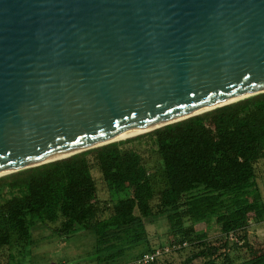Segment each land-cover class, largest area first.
<instances>
[{
    "label": "water",
    "instance_id": "water-1",
    "mask_svg": "<svg viewBox=\"0 0 264 264\" xmlns=\"http://www.w3.org/2000/svg\"><path fill=\"white\" fill-rule=\"evenodd\" d=\"M261 92L264 0H0V176Z\"/></svg>",
    "mask_w": 264,
    "mask_h": 264
},
{
    "label": "trees",
    "instance_id": "trees-1",
    "mask_svg": "<svg viewBox=\"0 0 264 264\" xmlns=\"http://www.w3.org/2000/svg\"><path fill=\"white\" fill-rule=\"evenodd\" d=\"M161 127L148 133L160 159L158 172L150 170L135 147H124L142 134L84 150L85 160L75 153L0 176V249L11 248L15 237L28 247L32 264L37 254L32 249L58 241L70 248L57 249L60 259L76 248L75 255L89 263L115 264L154 249L147 224L156 214L167 221L169 243L186 242L196 249L178 264H218L222 254L228 260L230 234L249 246V220L264 215L255 168L264 160V92ZM93 168L108 198L99 197ZM132 178L140 188L131 196L134 203L120 186ZM156 198L158 212L152 205ZM199 222L207 228L217 225L221 243L196 240ZM8 257L6 264H11L14 256ZM240 264H264V251Z\"/></svg>",
    "mask_w": 264,
    "mask_h": 264
},
{
    "label": "rangeland",
    "instance_id": "rangeland-1",
    "mask_svg": "<svg viewBox=\"0 0 264 264\" xmlns=\"http://www.w3.org/2000/svg\"><path fill=\"white\" fill-rule=\"evenodd\" d=\"M206 124L207 126H211V122L208 116H206ZM167 127V126H165ZM165 127H161L158 129H162ZM156 130V129H155ZM153 129L146 130L140 132L135 135L127 136L125 138H120L115 141L119 140H126L129 138H134L138 135L144 134L143 137L140 139H133L130 142H126L124 147H135L139 154L143 156L145 159V163L147 166L152 170V172H158V166L160 165V159L156 152V146L153 142L152 135H149V132L155 131ZM84 151V150H83ZM82 151H79V157L81 160H85L86 156L81 154ZM256 172H257V181L259 183L262 195L264 197V160H260L255 164ZM92 176L96 180L97 187H98V194L101 198H108V192L105 184L101 179V174L98 172L96 168L92 169ZM120 186L128 190L130 198L132 195H136L140 192V188L136 184V179L132 178L129 180H125L121 182ZM120 197H128L125 195H120ZM129 198V199H130ZM134 203L133 199L131 198L129 201ZM158 198H156L153 202V211L158 212ZM200 216V215H199ZM255 217L250 218V223L248 226V233H247V242L249 246L244 247L240 243H237L234 240H229L228 247L226 248V254L228 255V260L226 259L225 255H220L217 259L218 264H240L245 259L249 257L252 253H261L264 251V215H254ZM167 221L162 214H156L155 220L152 223L147 224V230L150 237V241L152 242L154 248L163 247L166 244H169V238L167 233ZM1 230V226H0ZM195 231L197 234V239L207 240L209 243H218L223 240L224 236L221 234L219 227L217 225H212V227L207 228L204 222H199L195 225ZM13 245L11 248H3L0 249V264H6L7 261L10 259L8 255L12 254L14 256L13 261L11 264H31L30 255L28 254L29 249L25 247L22 242H18L13 238ZM241 241V240H240ZM61 249L62 252H67L70 250L69 244L65 243L62 246L60 242H53L50 244L44 243L39 247L32 249L33 253H37L34 256V262L32 264H93L85 261L84 259L77 257L75 254L78 252L76 248L71 249V252L66 257H58L61 256L59 250ZM141 247H137L134 250V254L140 251ZM57 251L56 254H53L52 260L46 259L49 252ZM31 251V250H30ZM196 249L193 246L186 245L180 251H173L168 254L163 255L160 260L161 263L164 264H178L181 260L185 259L186 257L190 256ZM222 251V250H221ZM57 255V256H56ZM37 256V257H36ZM80 258V259H79ZM133 260V259H132ZM129 258L118 260L117 263H127L131 264L132 261ZM199 262V260H196Z\"/></svg>",
    "mask_w": 264,
    "mask_h": 264
},
{
    "label": "built area",
    "instance_id": "built-area-1",
    "mask_svg": "<svg viewBox=\"0 0 264 264\" xmlns=\"http://www.w3.org/2000/svg\"><path fill=\"white\" fill-rule=\"evenodd\" d=\"M228 239L234 240L235 242H238L241 244V242L238 241L237 237L233 234H230L228 236ZM186 245H187L186 242H183L182 244L169 243L163 247H157V248H154L150 252L143 253L139 257L133 259L130 263L131 264H153L155 261L160 259L163 255L168 254L173 251H177L178 249ZM115 264H127V263H115Z\"/></svg>",
    "mask_w": 264,
    "mask_h": 264
},
{
    "label": "bare ground",
    "instance_id": "bare-ground-1",
    "mask_svg": "<svg viewBox=\"0 0 264 264\" xmlns=\"http://www.w3.org/2000/svg\"><path fill=\"white\" fill-rule=\"evenodd\" d=\"M242 97H244V96H241V97H238V98H235V99H232V100L226 101V102L234 101V100H237V99L242 98ZM226 102H223V103H226ZM220 104H222V103H220ZM176 120H177V118H176V119H173V120H170V121H167V122H165V123H162V124H159V125H156V126H153V127L147 128V129H144V130H142V131H139V132L134 133V134H131V135H135V134H138V133H140V132H143V131H146V130H150V129H155V128L161 127V126H163V125H166V124H169V123H173V122H175ZM131 135H126V136H122V137H117V138H114L113 140H118V139H120V138H125V137H127V136H131ZM68 154H69V153H68ZM68 154H65V155H62V156H58V157H55V158H60V157H63V156H67ZM55 158H52V159H55ZM48 160H49V159H48Z\"/></svg>",
    "mask_w": 264,
    "mask_h": 264
},
{
    "label": "crops",
    "instance_id": "crops-1",
    "mask_svg": "<svg viewBox=\"0 0 264 264\" xmlns=\"http://www.w3.org/2000/svg\"><path fill=\"white\" fill-rule=\"evenodd\" d=\"M253 217H254V216H253ZM249 223H250V220H249ZM247 231H248V227H247ZM248 232H249V231H248ZM248 232H247V233H248Z\"/></svg>",
    "mask_w": 264,
    "mask_h": 264
}]
</instances>
